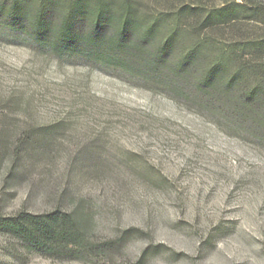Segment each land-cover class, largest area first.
<instances>
[{
	"label": "rangeland",
	"instance_id": "rangeland-1",
	"mask_svg": "<svg viewBox=\"0 0 264 264\" xmlns=\"http://www.w3.org/2000/svg\"><path fill=\"white\" fill-rule=\"evenodd\" d=\"M232 1L141 0V9ZM233 21L217 32L227 44L264 34ZM79 53L59 56L0 26V217L60 209L89 242L116 247L49 256L0 230V264H264V127L186 82L155 88L137 69ZM237 60L253 68L264 53Z\"/></svg>",
	"mask_w": 264,
	"mask_h": 264
},
{
	"label": "trees",
	"instance_id": "trees-1",
	"mask_svg": "<svg viewBox=\"0 0 264 264\" xmlns=\"http://www.w3.org/2000/svg\"><path fill=\"white\" fill-rule=\"evenodd\" d=\"M141 7V0H0V26L59 56L83 52L102 68L137 69L155 88L175 90L186 82L192 92L230 102L264 127V62L253 68L237 62L264 53V34L229 44L217 35L235 19L264 26V0H233L217 9L186 4L159 13ZM203 30L208 33L201 36ZM250 77H256L252 85ZM0 230L49 256L81 259L116 247L114 241L101 247L89 242L82 221L60 209L0 217Z\"/></svg>",
	"mask_w": 264,
	"mask_h": 264
}]
</instances>
